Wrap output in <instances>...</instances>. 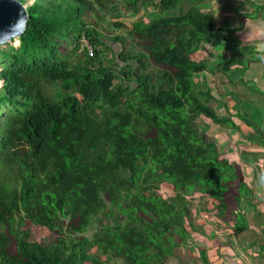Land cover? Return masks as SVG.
I'll return each instance as SVG.
<instances>
[{
  "label": "trees",
  "instance_id": "obj_1",
  "mask_svg": "<svg viewBox=\"0 0 264 264\" xmlns=\"http://www.w3.org/2000/svg\"><path fill=\"white\" fill-rule=\"evenodd\" d=\"M211 1L28 6L20 45L0 47V264H110L111 256L167 264L188 243L186 223L193 229L188 197L215 201L220 219L250 202L242 168L196 123L203 116L264 148V131L248 115L235 109L222 116L212 107L220 99L210 87L216 70L245 76L249 63L192 59L202 43L248 34L245 23L226 28L202 12ZM120 3L137 15L129 40L99 26L104 11L115 28L126 26L118 21ZM148 6L154 11L146 22ZM133 43L141 53L126 50ZM112 44L124 50L109 60ZM163 184L174 198L162 197ZM26 222L48 228L55 240H30Z\"/></svg>",
  "mask_w": 264,
  "mask_h": 264
},
{
  "label": "crops",
  "instance_id": "obj_2",
  "mask_svg": "<svg viewBox=\"0 0 264 264\" xmlns=\"http://www.w3.org/2000/svg\"><path fill=\"white\" fill-rule=\"evenodd\" d=\"M254 1H236L242 9L231 7L226 3L223 8L222 0H220L222 4L217 0L218 9L221 8L218 11L221 12V21H223V16L227 17L233 11H238L242 24L245 23L246 26L244 33H248L254 25L264 22V17L261 15L264 11V0ZM258 4L260 6L256 8ZM201 7L215 15L218 13L215 1L203 4ZM253 16L259 18L254 19ZM216 18L219 21V17ZM242 24L230 25L226 28L238 29ZM244 40L238 36L229 37L228 35V38L219 37L215 42L209 43L220 50L218 56L243 61L250 65L246 75H240L242 79L236 75V72L234 73L236 81H241L250 91H243V93L235 91L231 94L232 99H227L225 94L222 96L218 94L220 96L218 103L223 100L226 109L225 114L219 115L228 116L229 113L238 111L234 109H239L264 131V61H261L256 53L255 42L250 39ZM234 50L242 56L241 60L225 56V53ZM223 69L227 68L223 67ZM251 81L260 84L262 91L251 89L249 87ZM238 123L242 124V121ZM219 126L216 127L220 128L218 136L209 134L208 137H214L219 152L224 153H221L223 158L242 168L246 182L252 191V198L249 203H244L241 209L231 210L223 219L218 217L216 203L213 200L204 199L205 205L189 207L193 229L187 222L188 243L176 247L174 255L170 257L167 264H264V196L259 194L260 190L257 187L259 175L264 172V148L258 140H241L239 133L236 134L232 129ZM243 226H245L244 230L236 232V229Z\"/></svg>",
  "mask_w": 264,
  "mask_h": 264
},
{
  "label": "rangeland",
  "instance_id": "obj_3",
  "mask_svg": "<svg viewBox=\"0 0 264 264\" xmlns=\"http://www.w3.org/2000/svg\"><path fill=\"white\" fill-rule=\"evenodd\" d=\"M34 1L35 0H27L25 5L28 7V6L32 5ZM218 1L220 2V0H218ZM236 1L242 2V0H227V1L222 0V3H223V5H224V3H226L227 5H229L231 7L242 8V6H239L238 2H236ZM253 2H255V1L253 0ZM259 6L260 5L258 4L256 6V8H259ZM147 8H148V10H146L145 12L144 11L141 12L142 17H143L144 21H146V22H148V19L146 17L147 14L154 11L153 6H148ZM219 10H221V8H219L218 11ZM119 11L122 12L123 15L118 18V21L121 23H124L126 25L125 27L115 28V26H113L114 25L113 21H112L113 16H112L110 11H109V13H107L106 11L102 12V18L103 19L100 22L99 26L101 27V31L105 34L109 33L108 35H111V36H124L127 40H129L130 38L128 35V30L131 27V20L136 18L137 15L134 16L131 13H129L128 10H126L123 7L122 4L120 5ZM204 11L207 13L209 12L207 10L202 9V12H204ZM261 15L264 17V11H262ZM216 17H219L220 26L227 25L230 27V25L239 26L240 24H242V19H240L241 15L238 13V11H233L232 13L228 14L227 17L223 16V21H221V12H218L216 14ZM227 18H229V19H227ZM93 19H94V17L91 20H93ZM235 35L238 36L239 38H241V40H244V38L246 39V36L243 37V36H241V34H235ZM84 43L87 45L88 48H91L89 41L85 40ZM130 43H132V41ZM8 45L18 47L20 45V39L11 41L9 44L4 45L3 48L6 49ZM112 47H113L114 53H109L106 58L111 60L112 59L111 55H114L116 58H120V55L122 54V51L124 50L123 46L121 44L120 45L119 44H112ZM72 48H73V46H72ZM126 50L132 51V54H138V53H141L142 47L133 43V44H130L129 46H127ZM219 51L220 50H217L216 46H213L211 44H203L202 43L199 46L197 53H195L192 56V59L194 61H208L210 63H213L219 57L218 56ZM225 56H229V57H232V58L238 59V60L242 59V56H240L238 54V51H235V50L229 51V53H225ZM118 63L121 66L124 65L120 60H118ZM129 65L133 66L134 64L132 62H130ZM155 69H156L155 67H152V71H154ZM235 72H236V75H239L238 71H236L234 68L230 69L229 71H227V69H223V68L217 70V73L214 74L213 79H211L210 87H213L214 90L221 96L225 94V97L227 99L228 98L232 99L231 94L233 92L235 93V91L240 92V93H241V91H242V93H243V91H250V89L246 88V86L241 81H236V77L234 76ZM242 78L243 77H241L240 79H242ZM249 87L251 89L256 90V91H262L260 84H258L256 81H251L249 83ZM57 90L55 92H57ZM226 98H223V99H226ZM218 102H213L212 107L217 111L218 114H225L226 109L224 107L225 106L224 101L220 100L221 103H218ZM230 104L232 105V101L230 102ZM226 107H228V106H226ZM196 123L200 128H202V127L205 128L204 132L207 136H209V134L212 136H218V134L220 133V128H216L217 127L216 124H214L212 121H210L209 119H207L203 116H200L196 120ZM209 126H212V127H209ZM207 127H209V128H207ZM221 153H223V152H221ZM160 194L166 200H170V199L175 197V194H174L172 187L168 184H163L160 187ZM187 200L190 202L189 207H192L194 205L202 206V205H205V203H206L203 201L204 200L203 198L200 199V197H198V196H193V198L188 197ZM24 229L29 230L31 232L30 240H34V241H38V242H42V243H49L52 240H55L53 238L55 236V233L50 231L46 227L38 226V225L32 224L30 222H26V227H24ZM105 259L106 258H103V260H105ZM109 261H110V264H124L122 259H120V258L117 259V258H114L113 256L110 257ZM86 264H90V263L88 262Z\"/></svg>",
  "mask_w": 264,
  "mask_h": 264
},
{
  "label": "water",
  "instance_id": "obj_4",
  "mask_svg": "<svg viewBox=\"0 0 264 264\" xmlns=\"http://www.w3.org/2000/svg\"><path fill=\"white\" fill-rule=\"evenodd\" d=\"M28 21V7L23 1L0 0V47L20 39Z\"/></svg>",
  "mask_w": 264,
  "mask_h": 264
},
{
  "label": "clouds",
  "instance_id": "obj_5",
  "mask_svg": "<svg viewBox=\"0 0 264 264\" xmlns=\"http://www.w3.org/2000/svg\"><path fill=\"white\" fill-rule=\"evenodd\" d=\"M215 3L218 12L217 0H215ZM246 39H250L255 42L256 53L259 59L264 61V22L254 25L248 32ZM257 187L260 190L259 194L264 196V172H261L259 175Z\"/></svg>",
  "mask_w": 264,
  "mask_h": 264
},
{
  "label": "built area",
  "instance_id": "obj_6",
  "mask_svg": "<svg viewBox=\"0 0 264 264\" xmlns=\"http://www.w3.org/2000/svg\"><path fill=\"white\" fill-rule=\"evenodd\" d=\"M91 51H92V49L90 48V53H91ZM3 84H4L3 80H0V89L3 87Z\"/></svg>",
  "mask_w": 264,
  "mask_h": 264
}]
</instances>
